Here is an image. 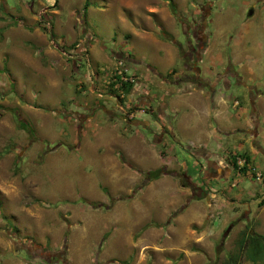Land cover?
<instances>
[{"label":"rangeland","instance_id":"rangeland-1","mask_svg":"<svg viewBox=\"0 0 264 264\" xmlns=\"http://www.w3.org/2000/svg\"><path fill=\"white\" fill-rule=\"evenodd\" d=\"M253 1L173 0V11L169 0H0V264H62L60 259L48 263L39 253L42 247L59 251L64 246L72 264H137L130 247L134 241L121 239L127 216L134 222L132 216L148 210L146 198L153 196L162 216L179 204L171 217L193 196L212 191L177 186L171 176L156 182L155 191L149 192L112 179L107 153L99 147L107 139L101 137V130L99 135L96 131L107 122L89 110L108 98L118 108L123 106L93 87L90 72L95 68L104 72L111 66L114 51L122 49L147 58L126 61L130 74L152 68V59L162 60L164 55L155 43L143 38L123 40V34L146 18L145 10L163 6L177 22L171 29L177 40L165 25L160 32L159 23L148 14L157 30L154 35L171 34L186 50L189 23L208 12L210 42L227 45L244 40L246 46L249 39L259 59L255 68L264 69V0H257L252 8ZM251 10L255 13L248 16ZM222 47L216 44L214 58L198 61L203 75L207 67L225 68L216 53ZM248 62H253L252 57L241 60L244 65ZM183 65L179 59L176 67ZM162 75L169 77L165 69ZM260 82L264 86V78ZM20 116L34 128V137L21 127ZM167 139L172 141L170 136ZM178 149L176 168L184 179L200 182L193 178L199 167ZM232 182L218 196L238 197L237 210L242 215L247 208L243 202L260 196L264 186L239 172ZM118 190L129 196L122 197ZM84 199L102 204L92 207ZM196 204L208 206V200L202 198ZM251 206L255 213L261 212L257 202ZM226 209L215 207L213 212L218 215ZM112 222L116 224L109 226Z\"/></svg>","mask_w":264,"mask_h":264},{"label":"crops","instance_id":"crops-1","mask_svg":"<svg viewBox=\"0 0 264 264\" xmlns=\"http://www.w3.org/2000/svg\"><path fill=\"white\" fill-rule=\"evenodd\" d=\"M256 4L257 0L253 1L251 7L254 8ZM254 13L251 10L248 16ZM142 14L146 18L142 17L140 23L136 21L133 29L125 30L123 40L143 38L152 41L164 58L156 61L152 59V68L131 73L136 80L135 83L129 82V90L122 88L119 83L117 60L125 56L127 62L134 63L146 57H137L123 49L114 51L109 68L104 72L98 68L90 72L93 87L115 97L123 106L118 108V103L108 98L96 102V107L92 109L90 106L89 110L93 114L95 111L94 117L107 122L96 131L99 135L98 131L101 130V137L107 139L99 147L107 153L111 178L118 183L124 181L129 187L143 185L141 191L144 192L155 191L156 182H163L169 176L176 179L174 184L185 187L182 182L184 173L179 172L174 164L178 161L175 150L179 148L178 151L189 155L195 167L200 169L193 176L200 182L192 181L191 177L187 179L200 192L204 189L212 191L203 197L202 193L193 196L183 210L171 217V212L179 204L168 212L164 211L162 216L153 204L154 197L146 198L150 208L135 212L132 216L136 218L134 222L131 216H127L121 239L125 243L134 241L130 247L132 255L137 257V264H264V257L254 260L241 244L244 233L254 231L264 235V191L252 202H243L247 208L242 215L237 210L238 197L218 196L229 189L235 172L251 175L264 186V86L260 82L264 78V69L262 66L255 68L256 63H259L257 51H252L254 46L250 48L249 39H246V46L244 40L231 41L227 45L210 42L206 24L207 43L200 61L207 57L214 58L212 53L216 51V44H222L223 47L216 53L225 68L207 67L205 75L199 68L207 85L193 81L172 82L162 75L163 69L174 78L187 73L184 65L181 69L176 67L178 60L182 59L180 47L161 33L154 35L157 30L153 17L159 23V31L165 25V29L175 39L171 29L177 22L164 6L160 9L150 7ZM244 56L252 57L253 62L242 64ZM168 83L172 87H167ZM169 136L171 142L167 139ZM244 154L249 157V163ZM235 160L238 169L234 166ZM183 163L185 165L186 161ZM245 165L247 170H241ZM160 167L174 172L144 184V172ZM234 184L232 182L231 185ZM118 192L122 196H129L127 191ZM187 196H190V190ZM202 198H207L208 206L196 204ZM255 202L260 205L261 212H254L251 205ZM215 207L227 209L217 215L213 212ZM115 224L112 222L108 225ZM164 225L167 231L163 230ZM234 229L236 234L232 236ZM164 239L167 242L159 244ZM94 242L97 240L94 239Z\"/></svg>","mask_w":264,"mask_h":264},{"label":"trees","instance_id":"trees-1","mask_svg":"<svg viewBox=\"0 0 264 264\" xmlns=\"http://www.w3.org/2000/svg\"><path fill=\"white\" fill-rule=\"evenodd\" d=\"M169 4L171 5V9L175 11V4L173 0H169ZM207 13L208 12L204 14L205 17H202L201 20L195 21L194 23H189V27H191V32L185 31V33L188 36V40H187L188 47L186 50H184L183 45L180 42L175 41L174 37L171 34H168L165 32L163 33L165 38L172 40L176 44L179 45L180 51H182V60H183L184 66L188 67L187 69L190 70V71H187L186 74L180 77H176V78L169 75L168 78H170L172 82H181V81L182 82L184 81L192 82L193 81L197 84L207 85V80L201 77L199 67L197 66L198 61L200 60L202 53L206 47V43H207V35L205 31ZM119 59H123L125 62L127 61L125 56H121ZM118 80H119V83H121L122 88L126 90H129L131 88V84L129 82L122 81L120 78H118ZM19 122L21 123V127L27 130L32 137L36 135L34 128L30 124L23 123L24 121L21 118V116L19 118ZM243 156L246 158V162L249 163L250 161L249 157L246 154H244ZM122 159L124 158L122 157ZM127 164L130 167H133L131 164L129 163ZM234 166L237 169L239 168L237 160L234 161ZM246 168L247 167L245 165V167H242L241 170L246 171L247 170ZM137 170L141 171L139 169ZM173 172L174 171L168 170L166 167H160L157 169H151L149 171H146L144 172V175H145L144 184H146V182L148 181L161 177L163 174H170V173L172 174ZM182 182L184 186H190L193 189L197 188L189 179H184L183 177ZM142 186L143 185H140L141 188ZM201 196L203 197V195ZM84 200L92 204L95 207H98L102 204V203H97L94 201H89L87 199H84ZM180 211L181 210L174 212V215ZM241 244H242L243 250H245L254 260L264 257V235L255 233L254 231L253 233H250V232L244 233L241 238ZM40 251L41 252L39 253V256L43 258L45 261H47L48 263H57V260L60 259L62 260V264H72V262L67 258L66 246H64L59 251H53V250L49 251V250H45L43 247L40 248ZM113 262H116V260H113Z\"/></svg>","mask_w":264,"mask_h":264},{"label":"built area","instance_id":"built-area-1","mask_svg":"<svg viewBox=\"0 0 264 264\" xmlns=\"http://www.w3.org/2000/svg\"><path fill=\"white\" fill-rule=\"evenodd\" d=\"M117 75L118 77L125 82L135 83L134 75L128 74V69L126 67V62L123 59L117 60ZM260 176V175H259Z\"/></svg>","mask_w":264,"mask_h":264},{"label":"water","instance_id":"water-1","mask_svg":"<svg viewBox=\"0 0 264 264\" xmlns=\"http://www.w3.org/2000/svg\"><path fill=\"white\" fill-rule=\"evenodd\" d=\"M52 37H53V35H52Z\"/></svg>","mask_w":264,"mask_h":264}]
</instances>
